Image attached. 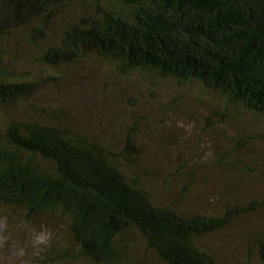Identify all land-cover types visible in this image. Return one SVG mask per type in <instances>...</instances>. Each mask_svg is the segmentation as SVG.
<instances>
[{
	"label": "trees",
	"instance_id": "obj_1",
	"mask_svg": "<svg viewBox=\"0 0 264 264\" xmlns=\"http://www.w3.org/2000/svg\"><path fill=\"white\" fill-rule=\"evenodd\" d=\"M19 52L45 76L12 67ZM90 58L121 75L195 85L219 100L210 119L264 122V0H0V205L62 226L64 258L142 264L121 239L131 230L163 264H223L203 239L256 212V200L214 211L157 201L138 180L134 136L114 147L72 126L62 108L29 113L41 85ZM226 155L222 163L240 173L236 151ZM250 243L264 262V234Z\"/></svg>",
	"mask_w": 264,
	"mask_h": 264
},
{
	"label": "rangeland",
	"instance_id": "obj_2",
	"mask_svg": "<svg viewBox=\"0 0 264 264\" xmlns=\"http://www.w3.org/2000/svg\"><path fill=\"white\" fill-rule=\"evenodd\" d=\"M30 54L19 52L10 64L40 80L45 74ZM58 73L56 83L41 85L32 98L31 115L48 117L50 110L62 108L72 126L114 147L128 134L134 136L143 153L141 165L135 167L138 180L157 201L191 211H214L225 203L256 200L262 205L256 212L202 242L223 264H264L250 247L251 237L264 234L261 118L224 114L225 121L210 119L219 100L200 93L195 85L121 75L96 58ZM238 139L244 142L239 149ZM232 150L239 158L240 173L222 163L221 157ZM48 220L41 215L34 222L24 221L21 211L0 205V264H93L61 257L68 244L64 229ZM121 239L129 260L163 264L147 250L138 232L130 230Z\"/></svg>",
	"mask_w": 264,
	"mask_h": 264
}]
</instances>
